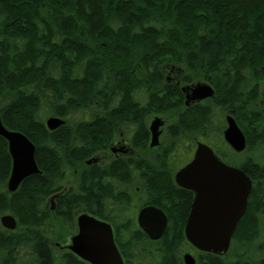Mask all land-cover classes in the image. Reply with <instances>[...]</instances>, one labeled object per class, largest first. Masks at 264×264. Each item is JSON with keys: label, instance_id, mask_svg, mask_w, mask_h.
I'll return each mask as SVG.
<instances>
[{"label": "trees", "instance_id": "16d2710c", "mask_svg": "<svg viewBox=\"0 0 264 264\" xmlns=\"http://www.w3.org/2000/svg\"><path fill=\"white\" fill-rule=\"evenodd\" d=\"M163 58L213 96L185 106L182 88L165 82ZM261 83L264 0H0V118L34 145L40 172L7 192L11 159L0 138V217L16 221L13 231L0 227V264H82L57 256L47 237L51 217L73 229L81 213L111 225L125 264H183L193 195L173 175L194 149L182 138L220 128L226 115L245 137L244 152L234 153L221 130L208 146L252 189L228 253L195 252L196 264H264V241L255 245L264 234ZM173 112L154 156L86 165L117 140L147 154L146 118ZM49 117L63 124L49 131ZM69 178L74 184L62 190ZM146 206L167 218L158 241L137 226Z\"/></svg>", "mask_w": 264, "mask_h": 264}, {"label": "water", "instance_id": "95a60500", "mask_svg": "<svg viewBox=\"0 0 264 264\" xmlns=\"http://www.w3.org/2000/svg\"><path fill=\"white\" fill-rule=\"evenodd\" d=\"M212 96L213 90L209 85H198L186 94L185 105ZM225 123L224 142L235 153L243 152L246 141L242 131L230 115L225 117ZM62 124L63 121L55 117L45 121L49 131ZM162 127L160 118L151 122L148 127L149 148L159 145ZM0 138L6 141L11 159L6 190L13 193L25 179L40 173L34 159L35 147L22 133L5 128L1 118ZM174 183L193 194L184 227L186 241L200 253L224 256L229 250L237 223L247 208L252 189L249 177L240 169L224 164L209 146L198 143L191 161L175 173ZM136 223L150 241H158L167 227V218L160 209L146 206L138 212ZM75 224L77 232L69 238L68 247L64 250L87 264H124L110 224L86 213L79 215ZM0 225L13 231L16 221L11 215H3ZM182 260L183 264H195L190 254H184Z\"/></svg>", "mask_w": 264, "mask_h": 264}, {"label": "rangeland", "instance_id": "374dc122", "mask_svg": "<svg viewBox=\"0 0 264 264\" xmlns=\"http://www.w3.org/2000/svg\"><path fill=\"white\" fill-rule=\"evenodd\" d=\"M160 70H161V72L165 78L166 83L178 86V87L183 88V89H190L191 90L198 85L205 84V82L202 81L201 79H198V78H195L194 76H192L189 73V71L187 69H185L184 67L174 65V64H170L166 60V58L162 59ZM134 71H136V70H134ZM184 78H188L189 83H186L187 80H184ZM187 93H190V91L187 90L186 94ZM260 93H261V97L264 99V83L260 84ZM155 118H160L164 124V129L162 130V134L159 138V142L162 143L166 128L175 122L176 113L173 112V113H168L166 115H156V114L149 115L145 120V124H146L147 128L149 127V125L151 124V122ZM47 119H45V120H47ZM45 120H44V122H45ZM218 127L219 126L215 127L212 130L207 131L206 133L198 135L194 138H182V141L184 142L185 145L191 144L193 149H194L195 145L198 143H204V142L206 144L219 143V140H220V139L218 140V135H220V134H218L219 130H221V133H222L226 128L224 120H223L222 124L220 125V128H218ZM121 148L125 151H127L126 149H129L126 142H124L123 140H122V142H121V140H117V141L113 142L112 144H110L105 151L96 153L92 158L95 160L96 164L104 165L107 162H109L110 160L115 159L117 157H121V156L141 157V156L145 155V157L146 156L151 157L152 155L154 156V151H155L154 149H149L150 152L147 151V154L135 152V151H130V152H127L128 154L124 155L122 153V151H121V153H119V150H121ZM74 177L76 178V176H74ZM73 184H74V179L69 178V179H67V181L62 182L60 185H61V189L64 190L67 187L72 186ZM47 202H48V199H47ZM0 227H1V225H0ZM49 233L50 234L47 235L48 240H49L50 244L52 245V249L55 251V254L58 256L62 252L60 246H64L69 241L68 238L76 233V229H75V226L73 229H70L67 226L63 225L62 222L59 221V219H57L55 217H51ZM262 237L263 238H261V235H260V237L258 238L255 245H257L258 243H262L264 241V234L262 235ZM185 253L190 254L191 256H194V250L193 249H190L189 251H187Z\"/></svg>", "mask_w": 264, "mask_h": 264}, {"label": "flooded vegetation", "instance_id": "af4514ba", "mask_svg": "<svg viewBox=\"0 0 264 264\" xmlns=\"http://www.w3.org/2000/svg\"><path fill=\"white\" fill-rule=\"evenodd\" d=\"M163 129H164V126H163ZM162 129V130H163ZM147 130H148V128H147ZM149 132V131H148ZM121 142H122V140H121ZM125 142V141H124ZM127 144V143H126ZM128 145V144H127ZM129 147V146H128ZM159 146H157V147H155V148H158ZM127 151H125V150H123L122 148H121V150H119V153H121V151H122V153L125 155V154H128L127 152H130V151H133L130 147H129V149H126ZM125 157H129V156H125ZM130 157H134V156H130ZM141 157H145V155L144 156H141ZM141 157H136V158H141ZM92 163H95L94 161H89V162H87V165H89V164H92ZM96 164V163H95ZM193 195V194H192ZM51 210H53V209H51ZM82 214V213H81ZM80 215V214H79ZM90 215V214H89ZM78 216V215H77ZM76 216V217H77ZM92 216V215H91ZM76 217H75V219H76ZM70 238V237H69ZM69 238H68V240H69ZM68 244H69V241L64 245V246H62V247H60L61 248V253H70L68 250H64L63 248H67L68 247ZM120 253V252H119ZM71 254V253H70ZM120 255H121V253H120ZM121 257H122V255H121ZM194 258H195V255H194ZM79 260V259H78ZM122 260H123V262H124V264H125V261H124V259H123V257H122ZM80 261V260H79ZM81 262V261H80ZM82 264H87V263H84V262H81ZM195 264H196V259H195Z\"/></svg>", "mask_w": 264, "mask_h": 264}]
</instances>
